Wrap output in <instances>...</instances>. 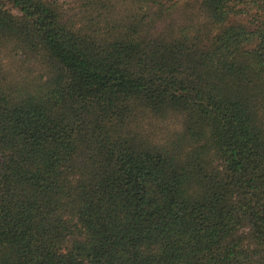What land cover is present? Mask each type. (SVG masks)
<instances>
[{
    "label": "trees",
    "instance_id": "16d2710c",
    "mask_svg": "<svg viewBox=\"0 0 264 264\" xmlns=\"http://www.w3.org/2000/svg\"><path fill=\"white\" fill-rule=\"evenodd\" d=\"M0 264H264V0H0Z\"/></svg>",
    "mask_w": 264,
    "mask_h": 264
},
{
    "label": "rangeland",
    "instance_id": "374dc122",
    "mask_svg": "<svg viewBox=\"0 0 264 264\" xmlns=\"http://www.w3.org/2000/svg\"><path fill=\"white\" fill-rule=\"evenodd\" d=\"M57 1H59V2H70L71 0H57ZM13 11H15L16 12V9H13Z\"/></svg>",
    "mask_w": 264,
    "mask_h": 264
}]
</instances>
